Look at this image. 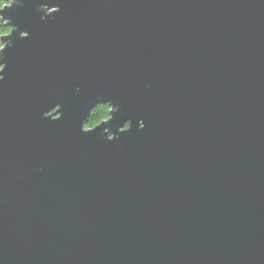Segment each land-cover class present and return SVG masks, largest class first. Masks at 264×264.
Returning <instances> with one entry per match:
<instances>
[{
	"label": "water",
	"instance_id": "1",
	"mask_svg": "<svg viewBox=\"0 0 264 264\" xmlns=\"http://www.w3.org/2000/svg\"><path fill=\"white\" fill-rule=\"evenodd\" d=\"M0 19V264H264V0Z\"/></svg>",
	"mask_w": 264,
	"mask_h": 264
},
{
	"label": "trees",
	"instance_id": "2",
	"mask_svg": "<svg viewBox=\"0 0 264 264\" xmlns=\"http://www.w3.org/2000/svg\"><path fill=\"white\" fill-rule=\"evenodd\" d=\"M6 4V3H5ZM1 8V7H0ZM10 29L4 22L0 19V38L9 33ZM1 47V43H0ZM108 105L96 106L90 113L88 121L85 123L84 128H91L98 124L100 121L107 119L108 117Z\"/></svg>",
	"mask_w": 264,
	"mask_h": 264
},
{
	"label": "clouds",
	"instance_id": "3",
	"mask_svg": "<svg viewBox=\"0 0 264 264\" xmlns=\"http://www.w3.org/2000/svg\"><path fill=\"white\" fill-rule=\"evenodd\" d=\"M5 3H11V0H0V7H3Z\"/></svg>",
	"mask_w": 264,
	"mask_h": 264
},
{
	"label": "rangeland",
	"instance_id": "4",
	"mask_svg": "<svg viewBox=\"0 0 264 264\" xmlns=\"http://www.w3.org/2000/svg\"><path fill=\"white\" fill-rule=\"evenodd\" d=\"M12 1H13V0H11V2H12ZM7 4H9V3H6V5H7ZM1 8H2V7H1ZM2 45H4V42H3V41H2Z\"/></svg>",
	"mask_w": 264,
	"mask_h": 264
},
{
	"label": "snow or ice",
	"instance_id": "5",
	"mask_svg": "<svg viewBox=\"0 0 264 264\" xmlns=\"http://www.w3.org/2000/svg\"><path fill=\"white\" fill-rule=\"evenodd\" d=\"M8 6H10V5H8Z\"/></svg>",
	"mask_w": 264,
	"mask_h": 264
},
{
	"label": "flooded vegetation",
	"instance_id": "6",
	"mask_svg": "<svg viewBox=\"0 0 264 264\" xmlns=\"http://www.w3.org/2000/svg\"><path fill=\"white\" fill-rule=\"evenodd\" d=\"M99 106V105H98Z\"/></svg>",
	"mask_w": 264,
	"mask_h": 264
}]
</instances>
